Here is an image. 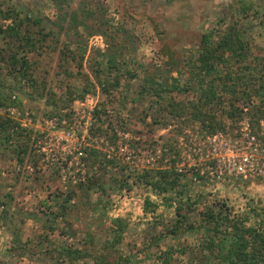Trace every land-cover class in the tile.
<instances>
[{"label": "rangeland", "instance_id": "obj_1", "mask_svg": "<svg viewBox=\"0 0 264 264\" xmlns=\"http://www.w3.org/2000/svg\"><path fill=\"white\" fill-rule=\"evenodd\" d=\"M54 1L68 10L66 18L76 13L79 21L70 27L68 21L64 22L59 43L50 38L39 54L29 55L35 88L25 80L24 91H15L22 102L18 109L22 114L30 113L35 122L26 130L32 133L30 147L38 163L31 155L19 166L11 146L0 142V199L7 203L6 215L0 209V264H71L61 255L64 248L92 249L97 254L99 247L112 238L110 225L117 218L125 221L126 231L116 251L130 256L128 264H217L215 255L204 249L207 232L203 229L179 238L166 237L154 244L159 231L175 223L176 206L168 207L161 196H156L150 187L141 188L143 181L136 184V180L149 170L168 168L171 154L163 159L161 145L175 137L174 142L179 139L185 146L192 136L198 135V128L168 118L169 92L163 97L152 91L146 95L141 92L146 79L154 77L168 88L176 84L174 79L184 86L188 81L186 70L199 56L204 38L211 33L217 38L233 24L249 29L246 42L254 59L263 56L264 0ZM54 1L22 0V16L30 12L59 32L54 24L61 18L57 12L60 9ZM244 6H250L246 13ZM85 18V25H81L79 22ZM70 36L78 42L68 43ZM117 43L123 53L117 57V69L110 70L104 53L113 52ZM6 47L5 42H0V49ZM0 66V80L6 86L2 94L8 96L9 86L19 83ZM190 82L198 88L197 82ZM196 93L198 96V90L191 95L186 91L177 98L188 101ZM5 103L0 105V118H10L11 105L9 101ZM53 118L70 120L71 125L89 131L85 148H97L116 162L111 175L98 170L100 182L90 191L89 198L69 197L73 187L85 181L87 165L68 157L69 147H63L50 124ZM156 119L166 123L169 120V125L160 127L154 123ZM243 120L249 121L242 119L227 133L238 136ZM252 128L264 138V120L260 129L253 125ZM172 130L180 133L173 134ZM140 142L157 143L158 147L145 148ZM123 167L125 177L119 173ZM183 172L189 179L186 182L185 178L183 191L189 196L214 207L225 205L234 215L253 212L254 208L264 215V178L221 181L208 173L199 179L190 170ZM119 178L128 184L123 189L115 183ZM148 198L159 208L146 212L144 204ZM190 218L200 227L198 212H192ZM17 239L20 242H15ZM92 239L97 245L94 248L87 244ZM167 252L171 258L168 263ZM119 254L111 255L109 260L114 262ZM77 264L93 261L85 259Z\"/></svg>", "mask_w": 264, "mask_h": 264}, {"label": "trees", "instance_id": "obj_2", "mask_svg": "<svg viewBox=\"0 0 264 264\" xmlns=\"http://www.w3.org/2000/svg\"><path fill=\"white\" fill-rule=\"evenodd\" d=\"M22 3V0H17L16 3L13 0H0V42H5L8 46L6 49H0V65L3 70H7L8 76L14 77L19 83L18 86H9V95L4 96L2 91L6 86L4 80H0V105H5V102L9 101V105L15 108H20L22 105L19 97L15 94L16 90L24 91L25 86L22 85V81H29L30 84L27 85L35 88L34 80H32L33 65L29 55L39 54L41 47L50 38L59 43L65 29L64 22L68 21L70 27L79 21L76 13H72L70 18H66L68 10L61 8L62 5L60 6V3L56 1L55 5L60 9L57 12L61 17L54 24L56 28H60L58 32L55 28H49L44 23V19H36L30 12L26 16H22L23 11L20 8ZM244 9V13H246L250 6H244ZM87 19H82L79 23L85 25ZM38 25L41 26L36 30ZM248 30H242L238 28V25L233 24L226 33L217 38H214V33L209 34L204 38L199 56L186 70L188 81L184 86L178 84L180 83L178 79H174L176 84L168 88V85L161 82L159 78H147L146 86L142 89L141 94L146 95L152 91L157 96L163 97V93L169 92L171 99L167 105L168 118L188 123L190 126H197L198 135L202 139L218 132H228L231 127H234V124L244 118L249 119L254 127L257 126L260 129V124L264 120V55L260 57L255 55L257 59L252 56L251 47L246 42ZM67 38H69V41L66 40L68 43L78 42L73 36ZM110 39L113 37L110 36ZM108 46L110 48V45ZM121 48L117 43L112 48L113 52L104 53L108 69H117V57L123 53ZM65 55L69 58L68 54ZM232 65L235 69L230 68ZM191 80L197 82L196 87L198 88L190 84ZM114 85H118V80ZM197 90V99L192 97L191 100L186 101V99L177 98L184 96L186 91L191 95ZM27 95L31 97L29 94ZM154 121L160 127L169 125V120L167 123L163 119ZM175 131L172 130L171 133H180ZM31 135L32 133L21 128L17 121L6 117L0 118V142L2 145L11 146L12 155L21 167L24 165L25 158H29L31 155L34 162L38 163L30 147ZM174 138L170 137L161 145L166 150L163 153V159L171 154L168 168L164 169L161 166V168L149 170L136 180V184L138 181H143V184L140 185L141 188L148 189L150 187L156 196H161L168 207L176 206L175 223L163 227L157 238H154V244L166 237L179 238L186 233L203 229L207 232L204 249L208 254L215 255L218 259L217 264H264V215L258 213L257 208H254L253 212L249 210L241 216L234 215L225 205H220V208L218 205L214 207L205 200L193 198L183 191L189 179L187 172L176 170V165L180 161V151L174 145ZM144 143L140 142L139 144L145 148L155 147L154 145L158 147L157 143L148 144L146 142V145ZM85 152L84 161L88 171L86 179L73 187L75 190L70 194V198L77 196L81 197L80 199L85 196L89 198L90 191L100 182L97 175L98 170L106 171L110 175L115 173L116 162L109 160L107 153L100 152L99 149L93 147L85 148ZM119 173L121 177H125L126 169L121 168ZM192 174L201 179L200 172H192ZM261 179L263 178L258 180ZM115 183L119 186L122 185V189L128 185L125 179L121 178ZM68 201L67 199L66 202ZM6 207L7 203L0 199L2 215H6ZM158 208L159 205L151 202L149 198L145 200L144 210L146 212H153ZM192 212L199 213L200 227H196L191 221ZM2 215L0 220L3 218ZM110 231L114 233L112 238L106 240L99 247L97 254L92 249L64 248L61 255L71 264L80 263L85 259L93 261V264H128L130 256L120 255L116 251V248L124 241L125 221L122 218L111 221ZM18 241L20 242V239L15 242ZM89 243L93 248L97 246L94 239L87 244ZM25 248L26 246L22 249ZM117 254L119 255L114 262L109 260L111 255ZM169 254V252L166 254L168 256L167 263L171 259Z\"/></svg>", "mask_w": 264, "mask_h": 264}, {"label": "built area", "instance_id": "obj_3", "mask_svg": "<svg viewBox=\"0 0 264 264\" xmlns=\"http://www.w3.org/2000/svg\"><path fill=\"white\" fill-rule=\"evenodd\" d=\"M8 113L9 117L20 123L23 129L35 126L30 113L22 114L15 107H11ZM50 121L63 147L65 149L69 147L68 157L72 161H77L78 164L85 165L87 144L84 142L89 131H82L77 124L71 125L70 120L60 121L59 118H53ZM241 124L238 136L227 132H218L204 139L198 135L192 136L187 141L186 147L178 139L174 145L180 151L182 161L176 165L177 171L191 170L200 172L201 175L208 173L221 181H248L264 178V138L254 132L250 121L243 120ZM74 142V145H69Z\"/></svg>", "mask_w": 264, "mask_h": 264}]
</instances>
